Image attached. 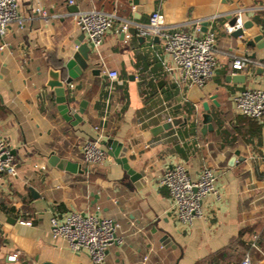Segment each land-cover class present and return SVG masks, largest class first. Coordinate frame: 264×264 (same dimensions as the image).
Here are the masks:
<instances>
[{"label":"crops","instance_id":"1","mask_svg":"<svg viewBox=\"0 0 264 264\" xmlns=\"http://www.w3.org/2000/svg\"><path fill=\"white\" fill-rule=\"evenodd\" d=\"M70 1L18 0L24 25L0 36V139L11 147L17 168L16 177L0 182V264H94L86 252L52 236L51 219L64 220L72 211L121 225L124 242L108 250L105 264H241L246 255L264 264V120L238 113L234 104L245 90H264V0ZM88 9L117 12L132 23V36L126 38L117 21L99 51H91L83 76L68 86L71 106L85 105L74 126L46 85L49 70L72 58L83 35L69 14ZM236 9L250 27L242 28L243 36L233 35L239 26H231V15L207 21L206 28L203 22L197 31V21ZM157 11L167 24L196 37L215 32L217 66L204 87L169 71L172 61L157 38L136 35L135 25L147 24ZM238 57L250 61L241 71L232 67ZM103 64L120 73L123 85L109 90ZM205 103L213 128L203 131ZM169 119L172 127L164 128ZM95 127L107 152L109 140L123 145L142 179L125 177L109 154L98 165L84 162L81 147L96 136ZM53 152L83 172L51 165ZM177 164L194 180L207 166L217 175L216 193L204 199L203 215L192 225L178 220L168 190L159 184ZM15 203L22 205L19 214ZM246 229L252 236L246 234L243 247L236 240ZM256 234L258 248L252 247Z\"/></svg>","mask_w":264,"mask_h":264},{"label":"built area","instance_id":"2","mask_svg":"<svg viewBox=\"0 0 264 264\" xmlns=\"http://www.w3.org/2000/svg\"><path fill=\"white\" fill-rule=\"evenodd\" d=\"M74 4V0L70 1ZM34 12L41 14L46 21L50 17L45 10L35 8ZM240 9L229 13L213 15L205 20L197 21V31H201L202 23L215 20L222 15L237 17L239 28H243ZM75 20L79 31L88 43L99 51L105 36L113 29L117 21H121L120 31L126 38H131V22L120 17L117 12H107L98 9H88L69 14ZM25 22L21 15L18 0H0V36H4L13 26H23ZM136 35L142 38H157L165 53L170 57L172 65L169 71L176 72L182 81L197 87H204L212 80L216 66V34L207 31L204 37H196L191 33L178 30L176 25L167 24L164 15L154 12L147 24L135 25ZM3 48V46L1 47ZM246 57L234 59L232 67L235 71L243 70L249 63ZM102 73L109 78V90L116 85H123L120 73L102 65ZM236 111L244 116L264 120V90H245L235 96ZM172 119H169L171 122ZM96 136L88 139L81 147L82 157L87 165H98L109 158L108 152L102 146V131L95 127ZM5 176H17L15 156L5 139H0V182ZM217 175L210 167H204L198 179L190 176L184 164H177L167 170L159 181L166 188L172 199L173 210L178 220L186 225H192L195 219L203 215V201L216 193ZM19 214L21 203L13 205ZM22 224L31 225L30 221L21 220ZM121 225L113 218L100 216L92 212L72 211L64 220L56 217L51 219V232L54 239H62L77 253L86 252L94 264H105L108 250L116 243H123L120 234ZM259 237L253 236L252 247L258 248ZM18 254L11 255L16 260ZM148 257L145 258L147 261ZM241 264H253L246 255Z\"/></svg>","mask_w":264,"mask_h":264},{"label":"water","instance_id":"3","mask_svg":"<svg viewBox=\"0 0 264 264\" xmlns=\"http://www.w3.org/2000/svg\"><path fill=\"white\" fill-rule=\"evenodd\" d=\"M133 3L137 5V1L133 0ZM230 24L231 26H235L237 24V17H230ZM205 28L208 26L207 22H204ZM244 29H248L249 24L243 25ZM235 37H240L244 35V30L239 28L236 29L235 33L233 34ZM77 50L72 56V58L65 62L63 66L60 69H54L51 68L48 72V82L47 87L55 93L57 96V103H58V109L63 116V118L71 122L72 125H76L77 122H81V114L83 112L84 104L80 105L79 109H75L71 106V102L68 100L67 92H68V86L72 85V83L81 78L83 76V73L88 69L89 67V59L91 55V51L94 49V46L92 43H88L85 41V36L81 35L78 40L76 41ZM97 74H99V70H95ZM234 77L233 79H235ZM239 79H242V82L246 80V76H239ZM204 109L206 111V114L204 115L205 118V125L203 127V131L210 129L212 130V124L210 121L212 120V117L210 115V110L208 107V104L205 103ZM75 120V121H74ZM164 128L172 127V121L164 125ZM105 145H107L110 150L108 154L115 159V161L122 165L124 171H125V177H128L129 180H131L133 183L139 181L142 179V175L140 173H137L131 169V167L128 164L127 158L124 156L125 149L123 145L117 141L109 140L105 142ZM49 163L53 166H56L62 170L71 171L73 173L83 171L80 169L79 165L76 163H73L69 161L68 159H63L58 157L54 152L50 156ZM32 193L35 194L34 189H30ZM167 237L164 240V243L167 242ZM42 264H52L49 262H45Z\"/></svg>","mask_w":264,"mask_h":264},{"label":"trees","instance_id":"4","mask_svg":"<svg viewBox=\"0 0 264 264\" xmlns=\"http://www.w3.org/2000/svg\"><path fill=\"white\" fill-rule=\"evenodd\" d=\"M251 232L252 231L248 230V229L241 231L239 238L236 240V244H241L243 247L247 246L246 245L247 244V240L245 241L244 237L246 236L247 233L250 235ZM251 236L252 235H250L248 237H251Z\"/></svg>","mask_w":264,"mask_h":264}]
</instances>
